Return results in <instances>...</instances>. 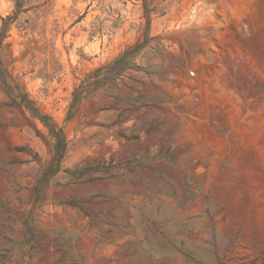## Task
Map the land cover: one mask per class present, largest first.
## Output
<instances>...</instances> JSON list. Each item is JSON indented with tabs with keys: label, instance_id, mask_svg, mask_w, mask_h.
<instances>
[{
	"label": "rangeland",
	"instance_id": "1",
	"mask_svg": "<svg viewBox=\"0 0 264 264\" xmlns=\"http://www.w3.org/2000/svg\"><path fill=\"white\" fill-rule=\"evenodd\" d=\"M150 3L166 48L73 113L86 75L144 36L143 0H26L3 42L4 68L65 127L63 167L95 168L55 177L34 205L52 149L0 85V217L13 214L19 238L33 210L24 264H264V0ZM15 9L0 0V28Z\"/></svg>",
	"mask_w": 264,
	"mask_h": 264
},
{
	"label": "trees",
	"instance_id": "2",
	"mask_svg": "<svg viewBox=\"0 0 264 264\" xmlns=\"http://www.w3.org/2000/svg\"><path fill=\"white\" fill-rule=\"evenodd\" d=\"M16 9L14 13L2 19L0 28V49L3 42L8 37L12 25L19 21L21 16L29 11L25 9L26 0H15ZM91 4L88 6V14ZM144 16L146 18L147 28L144 36L135 44L128 46L115 60L106 63L86 75L80 85L73 92L70 112H76L81 104L86 101L95 91L111 83H117L127 77L132 72L144 71L136 61L149 49L156 55L159 54L162 47L160 37L153 36L151 32L152 15L155 10L151 8L150 0H143ZM82 19V18H81ZM154 42H156L154 44ZM0 85L10 99L9 107L19 108L23 117L30 123L31 128L43 142L52 149V158L42 168L39 175L36 176L34 187L32 189L31 202L34 205L42 204L45 201L48 189L53 185V179L60 174H67L72 178L80 179L83 176L95 170L93 167L86 169L69 170L63 167V162L67 156L69 142L65 132V127L59 124L52 116L44 113L37 105L36 101L31 99L30 95L21 90L16 81L10 76L0 60ZM72 115L68 117L71 119ZM41 125L42 127H40ZM16 151L31 154L32 160L28 162H37L41 164L42 160L38 153L28 150L26 147H17ZM145 158L138 161L137 169L144 168ZM106 163H104L105 165ZM130 161L121 163L118 166L108 165L104 172H112L117 168H130ZM133 169V168H130ZM100 170L99 172H102ZM59 204L68 205L73 208L84 211L81 202L77 200H61ZM13 215V214H12ZM12 215L0 217V264H24L25 259L30 256L32 250L37 245L35 230L33 229L34 215L33 210L21 213V221L24 230L19 238L15 229L12 227ZM95 218L94 215H88Z\"/></svg>",
	"mask_w": 264,
	"mask_h": 264
}]
</instances>
